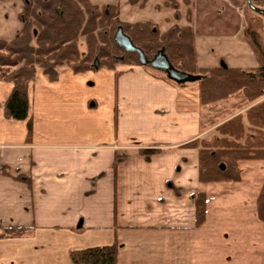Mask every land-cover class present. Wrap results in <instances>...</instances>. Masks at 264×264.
Instances as JSON below:
<instances>
[{
	"label": "crops",
	"instance_id": "obj_1",
	"mask_svg": "<svg viewBox=\"0 0 264 264\" xmlns=\"http://www.w3.org/2000/svg\"><path fill=\"white\" fill-rule=\"evenodd\" d=\"M12 88L0 81V233L28 232L0 238V264H72L116 242L118 264H208L217 240L208 216L196 227L199 151L186 146L209 131L185 88L142 66L38 71L30 142L5 119Z\"/></svg>",
	"mask_w": 264,
	"mask_h": 264
},
{
	"label": "trees",
	"instance_id": "obj_2",
	"mask_svg": "<svg viewBox=\"0 0 264 264\" xmlns=\"http://www.w3.org/2000/svg\"><path fill=\"white\" fill-rule=\"evenodd\" d=\"M195 0H165L164 6L179 11L187 8V25L174 24L162 32L154 22H128L122 18L119 4L100 7L90 0H26L20 14L21 30L13 40H0V81L12 84V91L4 108L5 119L25 122L28 142L33 136L30 117L29 87L41 70L51 82L58 79L61 68L75 74L88 71L114 70L118 65L141 66L135 53H126L115 41L121 28L133 44L149 60L164 51L175 69L203 77L199 83V101L208 107L204 121L218 118L214 113L219 104L231 97H243L244 104L264 98V66L245 71L226 65L199 68L195 47L196 34L192 27V6ZM129 5L144 9L149 0H128ZM157 9L159 7L157 6ZM179 19V16L178 18ZM86 45V55L80 51V40ZM262 50L259 42L255 43ZM167 82H171L168 78ZM244 104H242L244 106ZM220 138L196 140L186 147L199 151V181L210 183H238L242 179L240 163L264 161V102L249 109L245 116H237L217 128ZM152 155L156 151H142ZM120 158L116 160V166ZM9 175L6 169L0 171ZM29 182L25 178H20ZM196 227L207 219L208 198L200 192L194 197ZM258 216L264 222V184L257 200ZM25 229H5L0 238L26 235ZM120 246L96 247L70 253L72 264H118Z\"/></svg>",
	"mask_w": 264,
	"mask_h": 264
},
{
	"label": "rangeland",
	"instance_id": "obj_3",
	"mask_svg": "<svg viewBox=\"0 0 264 264\" xmlns=\"http://www.w3.org/2000/svg\"><path fill=\"white\" fill-rule=\"evenodd\" d=\"M90 1L100 7L119 4L125 21L154 22L162 32L174 24H188L187 8L181 6L176 12L164 6L165 0H149L144 9H140L139 5L132 7L128 0ZM178 1L182 4V0ZM25 2L26 0H0V40L9 42L21 30L19 18ZM251 5L264 11V0L194 1L191 8L192 27L196 34L199 68L226 65L251 71L264 66V16L255 12ZM256 41L262 50H258ZM79 47L82 56H85L86 45L83 38ZM145 68L162 76L164 80L167 78L162 71ZM89 72L94 71L85 73ZM198 85L197 82L179 85L185 88L181 100L186 98L189 104L198 106L201 111V130L209 131L206 137L197 140L220 138L217 131L219 126L239 115L245 116L249 109L264 102L262 98L255 103L244 104L243 97L233 96L225 104H219V109L214 113L218 118L213 119L211 124L210 121H204L209 108L200 105ZM239 167L242 175L240 182L210 183L201 188V192L208 198L207 227L214 229V238L217 240L213 255H208V264H264V222L259 219L257 207L264 184V161H246L240 163Z\"/></svg>",
	"mask_w": 264,
	"mask_h": 264
},
{
	"label": "water",
	"instance_id": "obj_4",
	"mask_svg": "<svg viewBox=\"0 0 264 264\" xmlns=\"http://www.w3.org/2000/svg\"><path fill=\"white\" fill-rule=\"evenodd\" d=\"M250 3V1H249ZM251 8L258 12L260 15L264 16V11L254 8L251 5ZM115 41L118 46H120L126 53H135L139 57V63L142 67H151L155 70L162 71L167 75V78L179 85L185 83H194L196 81L202 80L203 77H196L181 71H178L173 67L168 57L165 55L164 51H160L152 60H149L145 53L137 48L131 39L124 33L123 29H119L115 35Z\"/></svg>",
	"mask_w": 264,
	"mask_h": 264
}]
</instances>
